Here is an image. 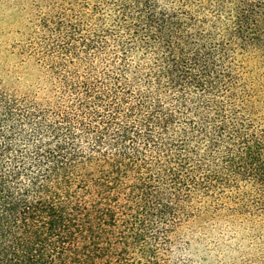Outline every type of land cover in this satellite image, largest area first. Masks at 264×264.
I'll list each match as a JSON object with an SVG mask.
<instances>
[{
  "label": "trees",
  "instance_id": "1",
  "mask_svg": "<svg viewBox=\"0 0 264 264\" xmlns=\"http://www.w3.org/2000/svg\"><path fill=\"white\" fill-rule=\"evenodd\" d=\"M33 1L0 264H175L189 224L264 217V0Z\"/></svg>",
  "mask_w": 264,
  "mask_h": 264
},
{
  "label": "rangeland",
  "instance_id": "2",
  "mask_svg": "<svg viewBox=\"0 0 264 264\" xmlns=\"http://www.w3.org/2000/svg\"><path fill=\"white\" fill-rule=\"evenodd\" d=\"M36 4L0 0L1 85L12 86L17 76L30 71L24 61L28 42L37 36ZM24 78L20 88L35 84L33 78ZM177 242L172 256L175 264H264V217L225 215L213 222L191 223Z\"/></svg>",
  "mask_w": 264,
  "mask_h": 264
}]
</instances>
